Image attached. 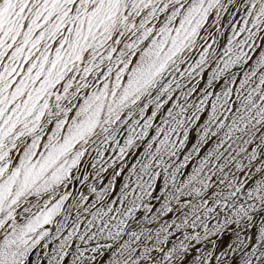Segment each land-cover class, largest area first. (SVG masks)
Returning <instances> with one entry per match:
<instances>
[{"label":"snow or ice","instance_id":"obj_1","mask_svg":"<svg viewBox=\"0 0 264 264\" xmlns=\"http://www.w3.org/2000/svg\"><path fill=\"white\" fill-rule=\"evenodd\" d=\"M0 264H264V0H0Z\"/></svg>","mask_w":264,"mask_h":264}]
</instances>
